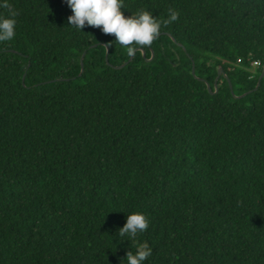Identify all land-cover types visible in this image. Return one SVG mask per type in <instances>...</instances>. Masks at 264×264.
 <instances>
[{"label":"trees","instance_id":"obj_1","mask_svg":"<svg viewBox=\"0 0 264 264\" xmlns=\"http://www.w3.org/2000/svg\"><path fill=\"white\" fill-rule=\"evenodd\" d=\"M8 2L0 264H127L144 242L143 264H264V0H123L179 13L124 68L112 36L68 25L67 0ZM136 212L148 229L120 237Z\"/></svg>","mask_w":264,"mask_h":264},{"label":"clouds","instance_id":"obj_2","mask_svg":"<svg viewBox=\"0 0 264 264\" xmlns=\"http://www.w3.org/2000/svg\"><path fill=\"white\" fill-rule=\"evenodd\" d=\"M72 14L68 16V25L77 29L86 26L99 28L105 35L112 36L114 41L127 49L129 56L136 51L150 47L158 38L161 27H167L179 18V13L168 9V17L164 20L156 19L149 11L141 10L135 15H125L123 0H67ZM0 8L7 11V16H0V42L12 40L15 33L16 17L19 12L8 2L3 0ZM259 67V64H257ZM149 221L142 213L128 214L126 223L119 228L120 237H127L135 241L138 233L148 229ZM152 254L147 242L139 243L136 252L126 253L127 264H143Z\"/></svg>","mask_w":264,"mask_h":264},{"label":"water","instance_id":"obj_3","mask_svg":"<svg viewBox=\"0 0 264 264\" xmlns=\"http://www.w3.org/2000/svg\"><path fill=\"white\" fill-rule=\"evenodd\" d=\"M136 52H137V51H136ZM142 52H143V56L145 57V56H146L145 51L142 50ZM135 54H136V53H135ZM84 57H85V55H84L83 58L81 59L82 72H81L80 77H81V76L83 75V73H84ZM134 57H135V55L131 56L130 59H129V61H128L127 63H125L124 65H122V66H120V67H116V68H124L127 64H129L130 62L133 61ZM153 58H154V53H153L152 58L150 59V61H151ZM106 61H107V63H109V49H108V51H107ZM192 73H193V75L195 76V66H194V65H193V72H192ZM222 75L225 76V77H227L226 74H223V69L220 68L219 71H218V76H217V78H216V80H215V84H217L218 80L220 79V77H221ZM263 78H264V67H263V72H262V74H261L260 77H259L258 84H257L256 88L254 89V91H257V90L259 89V87H260V85H261V81H262ZM229 84H230L231 92H232V94H233L232 83L230 82V80H229ZM208 88H209V90L211 91V89H210L211 87H210L209 84H208ZM216 92H217V91H216ZM249 93H250V92H249ZM249 93H245L244 95H242V96H240V97H237V98H244V97L247 96Z\"/></svg>","mask_w":264,"mask_h":264},{"label":"built area","instance_id":"obj_4","mask_svg":"<svg viewBox=\"0 0 264 264\" xmlns=\"http://www.w3.org/2000/svg\"><path fill=\"white\" fill-rule=\"evenodd\" d=\"M257 64H259V66L261 65L260 62L256 61V62H254V67H255V68H258V67H257Z\"/></svg>","mask_w":264,"mask_h":264},{"label":"rangeland","instance_id":"obj_5","mask_svg":"<svg viewBox=\"0 0 264 264\" xmlns=\"http://www.w3.org/2000/svg\"><path fill=\"white\" fill-rule=\"evenodd\" d=\"M149 61H150V60H149ZM257 69H258V68H253L252 71H254V72L256 73V70H257Z\"/></svg>","mask_w":264,"mask_h":264}]
</instances>
